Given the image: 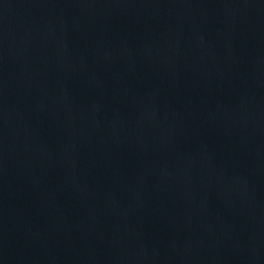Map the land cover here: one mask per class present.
<instances>
[{
    "label": "water",
    "instance_id": "water-1",
    "mask_svg": "<svg viewBox=\"0 0 264 264\" xmlns=\"http://www.w3.org/2000/svg\"><path fill=\"white\" fill-rule=\"evenodd\" d=\"M0 264H264V0H0Z\"/></svg>",
    "mask_w": 264,
    "mask_h": 264
}]
</instances>
